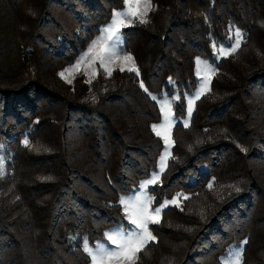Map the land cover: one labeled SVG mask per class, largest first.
<instances>
[{
    "label": "trees",
    "instance_id": "obj_1",
    "mask_svg": "<svg viewBox=\"0 0 264 264\" xmlns=\"http://www.w3.org/2000/svg\"><path fill=\"white\" fill-rule=\"evenodd\" d=\"M151 3L147 23L122 29L139 75L98 69L88 83L60 71L122 0H0V144L10 160L0 178V264H90L83 238L94 245L119 224L120 197L157 168L161 113L150 95L176 90L183 117L195 59L236 28L240 48L216 63L188 127L172 128L170 158L148 188L154 203L178 192L190 199L149 225L156 240L137 264H222L245 240L243 264H264V0Z\"/></svg>",
    "mask_w": 264,
    "mask_h": 264
},
{
    "label": "snow or ice",
    "instance_id": "obj_2",
    "mask_svg": "<svg viewBox=\"0 0 264 264\" xmlns=\"http://www.w3.org/2000/svg\"><path fill=\"white\" fill-rule=\"evenodd\" d=\"M124 3L125 11H116L113 13L114 19L112 23L101 30L103 34L97 39H94L89 45L87 51L82 53L76 64L71 68L65 69V72H72L74 69H80L81 64L88 61L90 55L92 56L91 62L98 59L100 67L103 68L108 75H111V69L107 67L109 63H112L114 60H133L132 56L127 53L121 55V53L124 52V33L122 29L129 27L135 20H138L139 23H147V20L144 17L151 8V0H144L142 10L140 0H124ZM233 27L234 26L230 27L229 32H232ZM243 37L244 33L236 28L234 33L228 37L231 42L228 45H221L217 49L215 53L217 59L235 53L240 48L241 43L243 42ZM105 42L108 44L107 48L104 47ZM212 47L216 48L215 41H213ZM196 64L197 76L201 75V65H203V71L205 72L211 74H215L216 72V65L214 63L202 61L200 58H197ZM124 70V68L120 69V71ZM127 70L136 71L137 75H139V70L136 69L134 65ZM65 72H61L59 75L64 77ZM95 74L96 73L93 72V75ZM87 82L91 83V80L89 79ZM140 86L142 88L144 87L143 82H141ZM205 87L206 81L202 77L199 90L193 93L188 99L189 117L191 116L192 106L195 100H198L200 96L204 94ZM145 91H147V89H145ZM91 99L95 102L96 97L93 96ZM152 99L156 100L157 97L153 96ZM178 99L179 96H173L170 101L165 95L161 103L163 121L160 124L152 125V130L157 136H161L164 139L165 145L170 143L168 130H170L172 124L176 122L172 113V104ZM183 124L184 127H188V120H184ZM222 131L226 132L227 130L224 129ZM23 144L29 148L34 147L27 139V136L23 140ZM4 149L5 145L0 144V178L5 175V161L8 159L6 155H3ZM35 150L39 151L41 149L36 147ZM189 150H191V147ZM241 150L246 151L244 148H241ZM169 155L170 153L166 150L161 157L160 173H163L166 166L165 161ZM43 179L47 180L51 179V177H45ZM159 182L160 174L154 172L150 179L141 183L139 189L130 193L127 197H120L119 206L123 207L124 216L116 227L103 233L102 240L97 241L94 245H90L88 237L83 238L82 249L90 258L91 264H137V261L140 259L139 253L149 242L156 240L152 231L149 230V224H159L162 210L169 205L180 207L179 199L181 194L178 193L176 197H173L171 200L166 199L160 204V206L153 208L155 197L151 196L147 189L149 185H155ZM214 183L215 178L208 183L207 187L209 190L213 188ZM227 187L233 188L236 192L241 191V188L236 185H228ZM17 199H19V197H17ZM183 199L187 200L190 199V197L183 196ZM183 210L184 209L181 207V211ZM124 220H127L128 225L130 226L125 225ZM186 231H191V229H186ZM72 239H75V237ZM246 244L247 240L242 241L239 245L230 246L226 253L227 264H243L245 251L244 245Z\"/></svg>",
    "mask_w": 264,
    "mask_h": 264
},
{
    "label": "rangeland",
    "instance_id": "obj_3",
    "mask_svg": "<svg viewBox=\"0 0 264 264\" xmlns=\"http://www.w3.org/2000/svg\"><path fill=\"white\" fill-rule=\"evenodd\" d=\"M140 3H141V10H142L144 0H140ZM151 8H152V3H151ZM151 8H150V9H151ZM150 9H149V10H150ZM116 11H125V3H124V0H122V5H121L119 8L115 9V10L112 12V14L110 15L109 19H108L106 22H104L103 24L100 25L98 31H97V32H96V33H95V34L89 39V41L87 42V45L85 46V48H84L81 52H79V53L77 54V56L74 58V60H73L71 63H69V64H68V65H67L62 71H60V73H61V72H65V69L71 68L74 64H76L77 60L81 57L82 53H84V52L87 51V49H88L89 45L91 44V42H92L94 39H97L98 37H100V36L103 34V33L101 32V30H102L103 28H105L106 26H108V25H110V24L112 23V21H113V19H114V17H113V13L116 12ZM148 12H149V11H148ZM148 12H147V13H148ZM135 21H136V20H135ZM135 21H134V22H135ZM134 22H133V23H134ZM133 23H132L131 25H133ZM131 25H130V26H131ZM230 42H231V41H228V42H225V43H221V44H217V45H216V48H213L212 53H211L209 56H207V57H197V58H200L202 61H208V62H210V63H214V64L216 65V63H217L222 57H225V56H222V57H219V58L217 59V57H216V55H215L217 49H218L221 45H228ZM107 46H108V44H107V42H105L104 47L107 48ZM125 53H127V52L124 51V52L121 53V55H124ZM127 54H129V53H127ZM129 55H130V54H129ZM197 58H196V59H197ZM196 59H195V77H196V80H197V81H196V85H195V87H194L193 90H191V91H187V92L184 93V102H185V112H184V116H183V117H179V116H176V115L174 114V108H173V105H174L179 99H178V100H175V101L173 102V104H172V113H173L174 120H175L176 122H174V123L172 124V126L170 127V130H168V134H169V137H170V143H169L168 145H165L164 139H163L161 136H158V137L160 138L161 142H162V148H161V152H160L159 157H158L157 168H156L154 171H152V172L150 173L149 176H147V177L141 179L140 182H139V184L137 185V187H135L134 189H132V190L129 191L128 193L123 194L122 196L127 197L130 193H132V192H134L135 190L139 189L141 183H142L143 181H146V180L150 179V178L152 177V174H153L154 172L159 173L160 175L162 174V173H160L161 157L163 156V154L165 153L166 150H167V151L170 153V155H171V148H172V144H173V142H172V138H171V130H172V128L174 127V125H176L177 123H181V124L184 126V124H183V121H184V120H188V124H189L191 116H190V117L188 116V99L192 96L193 93H195L196 91L199 90V88H200V83L202 82V77H203L204 80L206 81V87H205L204 94L208 91L210 81H211L212 76H213L214 74H211V73H208V72L203 71V65H201V66H200V67H201V75H200V76H197V74H196V73H197ZM91 61H92V56L90 55L89 58H88V61H86L85 63L81 64L80 69H78V70L74 69L72 72H65V75H64V77H62V78L65 79L66 81H70V80L72 79V76H73L75 73H77V72H82V73H84V74L87 73V74H85V77L88 78V79H90V78H94V76H95L96 74L93 75V72L96 73L98 69H102V70H104V69L100 67V63H99V60H98V59L95 60L94 62H91ZM133 65H134L133 61L114 60L112 63H109V64L107 65V67H108L109 69H111V70L114 69V68H117V69L124 68L125 70H127L128 68L133 67ZM134 66H135V65H134ZM135 68H136V67H135ZM134 72H136V71H134ZM169 83H171V82H169ZM171 84L173 85V83H171ZM186 94H187V95H186ZM165 95L167 96V99H169L170 101L172 100L173 96H179L176 90H173V91H171V92H163V93L160 94V95H154V94H151V95H150L151 98H152L153 96H156V97H157V99L154 100V101L157 103V106H158V108H159V110H160V113H161V118H160V120H158L157 122H154L152 125H154V124H160V123L163 121V113L161 112V103H162V100L164 99ZM201 96H202V95H201ZM201 96H200V97H201ZM196 101H197V100H195V102H194V104H193V106H192V112H193V110H194V106H195ZM192 112H191V115H192ZM153 132H154V131H153ZM154 133H155V132H154ZM155 135H156V133H155ZM3 155H6V156H7V153L3 151ZM170 155L166 158L165 165H166L167 160L170 158ZM7 157H8V156H7ZM9 161H10V160H6V161H5V173L8 172V171H7V165H6V163L9 162ZM164 169H165V168H164ZM151 186H154V185H149V187H151ZM149 187H148V188H149ZM147 191H148V189H147ZM148 193H149V192H148ZM178 193H179V192H178ZM178 193H177V194H178ZM177 194H175V195L172 196L171 198H163V199H162L160 202H158V203H153V208L160 206V204H162L163 201L166 200V199H167V200H171L173 197H176ZM179 194H181V197H180V199H179V201H180L184 195H183L182 193H179ZM169 206H171V205H169ZM191 207H193V206H191ZM122 208H123V207H122ZM123 212H124V211H123ZM125 221L127 222V220H125ZM126 225H127V226H130V225H128V222H127ZM149 225H150V224H149ZM114 227H116V225L113 226V227H111L110 229H113ZM110 229H108V230H110ZM108 230H107V231H108ZM149 230H150V228H149ZM150 231H151V230H150ZM238 245H239V244H238ZM230 246H236V245L234 244V245H230ZM230 246L227 248L226 252L224 253V255H223L222 258H221L222 264H227L226 253H227V251L229 250ZM90 264H91V260H90Z\"/></svg>",
    "mask_w": 264,
    "mask_h": 264
}]
</instances>
